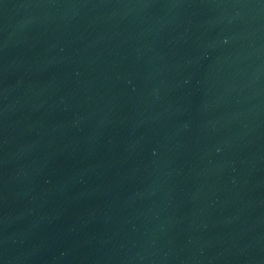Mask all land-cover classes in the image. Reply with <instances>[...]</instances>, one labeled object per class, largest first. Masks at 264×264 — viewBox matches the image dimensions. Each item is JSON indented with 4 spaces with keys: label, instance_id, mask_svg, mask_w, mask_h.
Instances as JSON below:
<instances>
[{
    "label": "water",
    "instance_id": "obj_1",
    "mask_svg": "<svg viewBox=\"0 0 264 264\" xmlns=\"http://www.w3.org/2000/svg\"><path fill=\"white\" fill-rule=\"evenodd\" d=\"M0 264H264V0H0Z\"/></svg>",
    "mask_w": 264,
    "mask_h": 264
}]
</instances>
